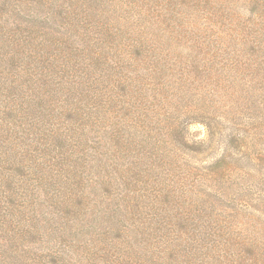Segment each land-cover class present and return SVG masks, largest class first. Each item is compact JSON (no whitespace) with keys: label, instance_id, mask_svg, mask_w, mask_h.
Wrapping results in <instances>:
<instances>
[{"label":"rangeland","instance_id":"rangeland-1","mask_svg":"<svg viewBox=\"0 0 264 264\" xmlns=\"http://www.w3.org/2000/svg\"><path fill=\"white\" fill-rule=\"evenodd\" d=\"M14 38L53 67L7 76ZM149 38L157 53L133 59ZM263 55L264 0H0V264H240L243 238L264 249Z\"/></svg>","mask_w":264,"mask_h":264},{"label":"trees","instance_id":"trees-1","mask_svg":"<svg viewBox=\"0 0 264 264\" xmlns=\"http://www.w3.org/2000/svg\"><path fill=\"white\" fill-rule=\"evenodd\" d=\"M19 1H21V0H19ZM96 2H101V0H95V4H96ZM98 5H97V9H98ZM116 7H118V11H119V6H116ZM115 7V8H116ZM116 14H117V17L115 18L117 21H116V24L118 25L119 24V21L121 20V19H124V16L123 15H119V13L117 12V10H116V12H115ZM122 29L120 28V31H121ZM114 32V30H111V28H109L108 29V33L111 35L113 32ZM138 35H139V37L141 38V39H143V35H140L139 33H138ZM11 37H15V36H13V35H11ZM140 38H139V40H140ZM15 39V41H11L12 42V44H10V47L11 46H13V45H15V54L14 55H12V56H10L9 58H7V60H1L2 61V63H1V67H3L4 68V73L7 75V76H9V74L10 73H12L14 76H15V78H18V76L20 75L19 74V69H20V66H21V63H23V62H27V63H29V65L28 66H30L32 63H33V61L32 60H36V61H38V62H40L44 67H46V68H44L43 70H41V72L40 73H45V71L49 68V69H51L52 67H53V62H52V60H51V58H50V55L48 54V53H45V52H43L42 50H40V45L38 46V47H34L30 52H29V54L28 53H24L25 51L24 50H22V43L20 42V41H18V40H16V38H14ZM133 39V38H132ZM134 41V40H133ZM141 41V40H140ZM15 42V43H14ZM135 42V41H134ZM153 42H154V39L153 38H149V41H148V43H145V42H140V45H138L137 46V44H135V43H132L129 47L130 48H135V52L133 53L132 52V49H131V52L132 53H130V56H132V55H134V57H133V59H135V60H137L138 58L137 57H140V59L142 60V57H144V56H146V60L147 61H149L150 60V58L152 57V55L153 54H156L157 53V48L153 45ZM133 44H135L134 45V47H133ZM37 48V49H36ZM127 48V47H126ZM84 53L83 54H85L86 52H88L87 54H85L84 56H85V59H86V61H89V63H94V64H98V63H100V61L103 59L102 58V55H103V53L102 52H93L92 50H91V45H89V48L87 47L86 49H84ZM22 55H23V58H22ZM118 55V57L120 58V59H122L123 57H124V54H122L121 52H119V54H117ZM73 56H75V55H73ZM262 57H264V55L262 56ZM262 57H261V60H260V64L259 65H257V66H255V65H250V69L253 71V72H256V71H258V72H261V71H264V61H262ZM30 59H32V60H30ZM88 59V60H87ZM124 60H125V58H124ZM30 61V62H29ZM75 62L76 61H74V67H75V70L77 71V72H80V71H82V69L83 68H79V66H76V64H75ZM154 64V66H153V71L152 70H150L151 72H153V75H156V73H161L162 72V70L163 69H165V68H167V65L168 64H166V60L164 59V60H161V61H157L156 63H153ZM51 65V66H50ZM27 66V67H28ZM168 67H169V65H168ZM59 68H63V67H60V66H58V67H55V68H53V71H55V72H57V70H59ZM26 69V68H25ZM25 71V70H24ZM34 71V70H33ZM52 71V72H53ZM61 71H63V72H65V70H61ZM67 72H70V71H67ZM89 72V70L88 69H86V73H88ZM39 73V74H40ZM70 73H72V72H70ZM158 76V75H157ZM38 78H41L40 77V75H38ZM152 78V77H151ZM42 81H45V80H42ZM11 82V81H10ZM9 82V83H10ZM3 86V90H4V88L5 87H7V79L4 81V83L2 84ZM2 90V91H3ZM2 93V92H1ZM145 101H149V97L147 98V99H144V98H142V103H144ZM259 104V103H258ZM260 105V104H259ZM144 114L140 117V119L143 121V123L145 124V126H147V127H151L152 126V124H150L151 122V120L148 118V113H147V111L145 110L144 112H143ZM200 117H201V119L199 120L198 118H196L198 121H201L203 118H204V116L206 115V116H208V114H207V112H199V113H197ZM205 119V118H204ZM206 124V123H205ZM146 128V127H145ZM147 129V128H146ZM173 133V132H172ZM148 134H149V137L151 138V140H153V141H155L156 142V140H157V138L153 135V131H152V129H148ZM174 134V133H173ZM175 135V134H174ZM156 139V140H155ZM162 142V145H159L157 142V144H155V145H157V147H158V145H159V147H163L164 145H165V142H163V141H161ZM193 142V144H192V147H194V146H197V145H201V144H204L205 143V141L204 140H200L199 142H196L195 140L194 141H192ZM61 143H66V142H61ZM199 143V144H198ZM159 147H158V149H159ZM191 147V146H190ZM196 148V147H195ZM169 150H172V149H170V148H166L165 149V153L162 155V156H157L158 157V159L160 158V159H163V160H165V161H162V162H165L164 164H163V167H167V165H170V166H172L174 163H176L177 161L175 160V158L173 157V155H171V156H168V152H170ZM73 151L75 152V148L73 149ZM159 151H160V149H159ZM70 156H72V155H70ZM159 159V160H160ZM173 160V161H172ZM167 161V162H166ZM60 165H61V169H64V167L66 166V161L65 162H63V161H61V163H59ZM56 165H58V163L56 162L55 163V166ZM162 167V166H161ZM222 167V166H221ZM226 167H227V165H226ZM230 169V168H229ZM220 176H226L225 174H223V175H220ZM241 242V244L240 245H238V247H239V249H240V255H239V258H240V264H248V259L246 258V257H244L246 254H248V255H251V254H253L254 255V257H255V261H254V264H264V249H262V247H259L258 245L259 244H255L254 242L252 243V246H250V244H251V242H249V241H246L244 238H243V240H241L240 241ZM244 246H248L247 248H249L250 250H251V252H249V251H246L245 250V248H242V247H244Z\"/></svg>","mask_w":264,"mask_h":264}]
</instances>
